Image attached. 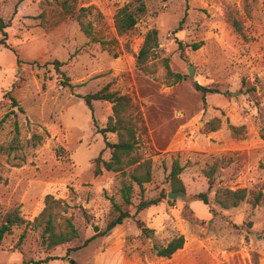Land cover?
Segmentation results:
<instances>
[{"label":"rangeland","instance_id":"1","mask_svg":"<svg viewBox=\"0 0 264 264\" xmlns=\"http://www.w3.org/2000/svg\"><path fill=\"white\" fill-rule=\"evenodd\" d=\"M131 1L0 0L7 24V46L0 42V226L16 209L25 220L0 242V264L48 257L54 260L39 264H264V0H143L146 13L120 35L115 16ZM152 29L157 56L139 68L135 57ZM55 60L72 88L61 86ZM108 84L133 99L147 128L135 151L152 161L145 198L166 197L136 214L135 187L134 218L103 235L112 200L122 203L131 171L94 175L95 159L111 156L99 131L112 105L94 101L93 119L83 97ZM196 84L217 93L204 103ZM214 120L220 128L210 131ZM16 123L21 147L8 153ZM230 126L243 130L234 135ZM106 137L118 141L117 134ZM175 160L184 167L180 178L190 201L167 197ZM214 164L210 189L204 172ZM225 189L261 193L262 200L224 209L216 197ZM50 216L57 231L71 223L78 237L48 248L42 233ZM137 221L154 232L146 236ZM181 235V250L171 258L157 255Z\"/></svg>","mask_w":264,"mask_h":264},{"label":"trees","instance_id":"2","mask_svg":"<svg viewBox=\"0 0 264 264\" xmlns=\"http://www.w3.org/2000/svg\"><path fill=\"white\" fill-rule=\"evenodd\" d=\"M86 9H81L78 18L80 19L83 12ZM147 7L143 0H133L120 8L117 11L115 16V27L117 32L122 35L131 30H133L140 18L146 13ZM80 26L82 31L86 34L87 37L91 38L92 41L96 42L92 38V30L90 25H85L80 21ZM7 24L0 18V33L3 38L0 40L1 44L6 45L7 33L5 29ZM101 44H106L102 42ZM159 39H158V30L152 29L147 32L144 38V43L142 48L139 50L136 55V62L139 68H142L148 60L155 58L157 56V49H159ZM7 46V45H6ZM199 48V46H195ZM53 66L57 72V75L60 79V84L62 87L72 88L73 86L70 83V79L62 71L61 67L63 66L62 62L59 60L53 61ZM172 72L168 69V76H171ZM182 77L177 75V80L180 81ZM197 91L202 93V98L204 103H206V95L217 93L216 90L201 86L199 84L195 85ZM83 100L92 112L94 119V101H105L112 105L113 115L109 118L107 126L104 129H100L99 133L104 136L106 149H109L111 156L109 160L102 159V154L95 159V168L94 175L100 176L104 171L121 173L123 175L127 174V169L131 168L130 173L128 174L129 178L124 182V185L121 188L122 193V203L119 204L112 200V208L110 212V219L107 222V226L104 234L109 233L117 226L124 223L125 220L134 218V215L131 214L129 208L134 205L133 195L135 187L140 189V202L136 206V214L140 213L148 208L157 206L161 203L166 194L162 193L158 198L155 199H146L145 198V184H148L152 181V161L151 160H142V158L135 153L137 137L138 134H144L147 131L143 116L138 107L134 104L133 99L127 94H120L118 91H112L111 85L108 84L101 88L99 91L93 94H88L83 97ZM14 107L18 108L20 112L23 111L21 107L18 106L17 102L13 100ZM9 114H15L14 111H11ZM7 114V116H9ZM220 121L214 120L212 122L210 131H216L220 128ZM234 135H239L242 128H237L235 126H230ZM16 135L9 145L7 151L12 153L21 147L19 145V126L15 124ZM114 133L118 136V141L116 143H110L107 141L106 134ZM261 138L264 140V128L262 129ZM33 139L35 141H41V136L34 135ZM184 167L181 166L179 161L175 160L172 163L171 171L168 176V182L170 184L171 191H184L186 188L183 180L180 178ZM217 171V165L214 164L207 171H205V176L208 179L209 188L211 189L215 185V174ZM220 195H217L216 201L224 208L228 209L230 207H237L243 201H249L253 206L260 204L262 200L261 193H248L246 189H239L232 191L225 189L220 192ZM219 194V193H218ZM251 194V196H250ZM250 196V199L249 197ZM200 201L205 205H209V198L207 193H201L198 195ZM43 212L41 216L44 215ZM38 217L37 219H39ZM25 223L24 218L20 215L19 209L14 210L11 213H8L5 218V222L0 226V242L3 240L4 236L11 232L13 226H19ZM137 224L142 228L143 234L150 236L154 231L146 227L142 222L137 221ZM69 229L67 231L59 232L53 225L51 216L46 221V226L44 227L42 233L43 243L47 245L48 248H54L59 245L71 242L72 240L78 237L77 229L71 224H68ZM23 238V236H22ZM89 241H86L84 246H86ZM185 238L183 235L172 239L165 248H157V255L163 258H171L177 251L181 250L184 246ZM54 260L52 257H48L39 263H48L49 261ZM32 261H23L20 264H32ZM37 263V264H39Z\"/></svg>","mask_w":264,"mask_h":264},{"label":"water","instance_id":"3","mask_svg":"<svg viewBox=\"0 0 264 264\" xmlns=\"http://www.w3.org/2000/svg\"><path fill=\"white\" fill-rule=\"evenodd\" d=\"M189 74H190V76L193 75V69H191V68L189 69ZM167 197H168V199H172V200L180 198V199H182L184 201H190L192 199V197L190 195H188L184 191H171V192L168 193ZM98 230H99L98 227L94 228L95 232H97ZM71 263L73 264L74 261L72 260Z\"/></svg>","mask_w":264,"mask_h":264}]
</instances>
